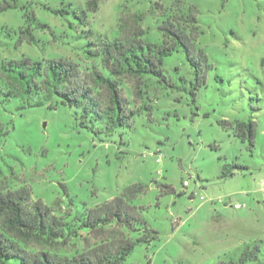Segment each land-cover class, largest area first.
Listing matches in <instances>:
<instances>
[{
    "label": "rangeland",
    "instance_id": "rangeland-1",
    "mask_svg": "<svg viewBox=\"0 0 264 264\" xmlns=\"http://www.w3.org/2000/svg\"><path fill=\"white\" fill-rule=\"evenodd\" d=\"M86 1L0 0L12 5L0 11V64L66 61L82 82L101 70L89 53L102 41L142 30L144 41L160 43L158 25L193 9L204 81L179 47L164 59L166 83L143 77L140 99L134 82L121 83L122 126L57 98L0 95V191L27 188L77 230L89 210L141 183L147 190L131 205L155 235L123 264H218L255 246L257 260L246 264H264V0H100L95 13ZM221 121L255 122L254 147ZM77 233L50 250L78 255L88 235Z\"/></svg>",
    "mask_w": 264,
    "mask_h": 264
},
{
    "label": "trees",
    "instance_id": "trees-1",
    "mask_svg": "<svg viewBox=\"0 0 264 264\" xmlns=\"http://www.w3.org/2000/svg\"><path fill=\"white\" fill-rule=\"evenodd\" d=\"M99 2L87 0V11L95 13ZM10 8V4L0 5V11ZM156 9L161 10L160 5ZM53 13L58 14L56 11ZM196 25V14L189 9L187 14L165 19L158 25L160 43L144 41L142 36L145 32L142 30L118 33L111 40L102 41L96 53H89L99 58L101 70L92 67L82 82L77 67L66 61L32 62L22 58L2 62L0 95L5 101L27 95L42 96L46 102L57 98L56 104L82 109L83 113L91 107L98 117L106 118L112 125L122 126L127 117L121 83L127 80L134 82L136 99L141 98L143 77L152 76L160 83H166L162 69L164 59L179 47L194 70L195 79L204 81L203 72L208 66L202 52L197 55L194 52L198 35ZM188 27L190 31L186 33ZM22 33L28 35V42H32L33 37L28 31ZM41 105L42 101L34 104ZM219 124L231 129L235 137L246 142L250 149L254 147L255 122L221 121ZM226 175L224 173L223 176ZM146 190L147 187L141 183L133 184L112 200L89 210L77 228L85 229L88 236L83 239L81 252L72 257L52 252L50 247L63 246L72 236L82 237L77 230L70 229L63 218L56 216L40 201L32 202L27 188L0 191V264H123L138 243H148L149 238L155 235L146 228L145 221L131 205ZM168 191L173 192L172 189ZM132 233L140 234L135 241L130 239ZM33 245L44 248L32 250ZM258 252L259 248L255 246L244 250L237 261L218 264H246L256 261Z\"/></svg>",
    "mask_w": 264,
    "mask_h": 264
},
{
    "label": "built area",
    "instance_id": "built-area-1",
    "mask_svg": "<svg viewBox=\"0 0 264 264\" xmlns=\"http://www.w3.org/2000/svg\"><path fill=\"white\" fill-rule=\"evenodd\" d=\"M184 185L187 186V185H188L187 182H184ZM261 185H264V182H262ZM200 200L203 201V198L201 197ZM233 208H234V209H239L240 206L237 205V204H234V205H233Z\"/></svg>",
    "mask_w": 264,
    "mask_h": 264
}]
</instances>
